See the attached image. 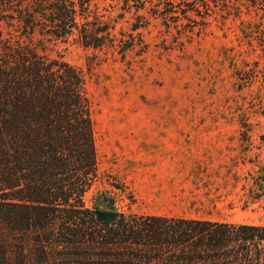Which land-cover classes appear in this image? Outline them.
<instances>
[{
	"label": "rangeland",
	"instance_id": "1",
	"mask_svg": "<svg viewBox=\"0 0 264 264\" xmlns=\"http://www.w3.org/2000/svg\"><path fill=\"white\" fill-rule=\"evenodd\" d=\"M192 2L77 0L80 25L109 26L116 48L86 47L77 32L58 38L37 29L27 38L18 25L4 21L0 28L5 38L13 36L42 55L62 59L84 76L98 173L85 199L88 207L104 210L113 199L116 211L126 216L159 211L264 225V6L248 0ZM203 129L226 131L236 140L227 148L235 155L227 166L235 181L230 199L226 195L219 208L154 209L155 197L201 194L170 188L153 193L151 202L142 200L135 186L149 160L165 151L146 142L172 130ZM62 251L50 249L48 260H81ZM36 253L40 259L41 252Z\"/></svg>",
	"mask_w": 264,
	"mask_h": 264
},
{
	"label": "trees",
	"instance_id": "2",
	"mask_svg": "<svg viewBox=\"0 0 264 264\" xmlns=\"http://www.w3.org/2000/svg\"><path fill=\"white\" fill-rule=\"evenodd\" d=\"M78 16L77 0H0V23L22 37L77 32L86 47H117L109 26ZM84 88L78 68L0 28V264H264V225L88 207L98 173ZM59 247L81 260L50 262Z\"/></svg>",
	"mask_w": 264,
	"mask_h": 264
},
{
	"label": "crops",
	"instance_id": "3",
	"mask_svg": "<svg viewBox=\"0 0 264 264\" xmlns=\"http://www.w3.org/2000/svg\"><path fill=\"white\" fill-rule=\"evenodd\" d=\"M162 139L147 141L157 143L165 151L157 153V158L150 159L143 177L135 186V192L144 201H152L153 193L162 194L172 189L181 193L196 195L188 199L180 197L169 200L165 196L155 197L154 209H204L221 207L220 203L226 195L230 199L231 176L227 166L235 155L227 152V148L235 145L229 133L221 130H172ZM172 202L173 204H170ZM230 200H228V203ZM148 216H185L167 212H148Z\"/></svg>",
	"mask_w": 264,
	"mask_h": 264
}]
</instances>
